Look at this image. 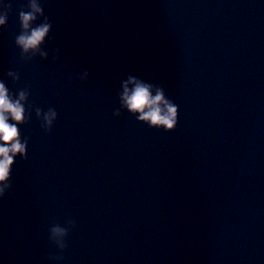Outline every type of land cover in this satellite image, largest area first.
I'll return each mask as SVG.
<instances>
[{
	"label": "water",
	"instance_id": "1",
	"mask_svg": "<svg viewBox=\"0 0 264 264\" xmlns=\"http://www.w3.org/2000/svg\"><path fill=\"white\" fill-rule=\"evenodd\" d=\"M25 2L0 31V73L59 118L49 134L34 113L24 126L0 264H53L48 226L66 216L62 264H264V0H42L49 58L23 63ZM128 74L166 89L175 130L112 115Z\"/></svg>",
	"mask_w": 264,
	"mask_h": 264
},
{
	"label": "clouds",
	"instance_id": "2",
	"mask_svg": "<svg viewBox=\"0 0 264 264\" xmlns=\"http://www.w3.org/2000/svg\"><path fill=\"white\" fill-rule=\"evenodd\" d=\"M13 10L12 0H0V31L8 24ZM19 32L15 35L14 45L19 50V60L23 63L36 57L49 58L47 43L52 39L53 23L42 0H26L19 5ZM59 48L52 50V60L58 59ZM90 73L84 69L77 75L81 81L88 79ZM21 73L8 69L0 73V199L13 188V171L17 160L28 159L31 137L24 133V126L32 120L33 113L45 134L51 133L59 113L54 106L42 108L32 99V84L24 81L19 85ZM119 107L113 110L114 117L122 112L134 117L150 129L169 132L175 130L179 122V105L167 94L166 89L140 76L128 74L120 81L116 93ZM76 227V220L66 216L63 223L53 218L48 226V240L57 250L49 253L47 260L62 264L64 251L68 248V237Z\"/></svg>",
	"mask_w": 264,
	"mask_h": 264
}]
</instances>
